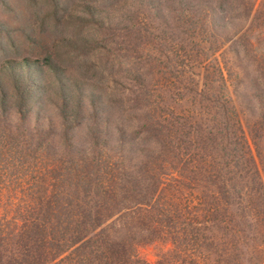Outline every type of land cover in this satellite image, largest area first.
<instances>
[{
    "label": "rangeland",
    "instance_id": "obj_1",
    "mask_svg": "<svg viewBox=\"0 0 264 264\" xmlns=\"http://www.w3.org/2000/svg\"><path fill=\"white\" fill-rule=\"evenodd\" d=\"M210 1L192 0L191 9H184L178 0H0V80L9 71L23 73L18 86L35 92L26 125L56 128L43 87L55 77L77 80L85 95L100 97L109 129L126 127L123 142L114 130L106 136V155L124 163L150 157L159 164L160 201L181 217L184 233L175 242L136 243L141 264H264V0H255L253 22L231 10L214 14ZM99 18L108 19L110 29L98 28L104 26ZM52 57L57 67L46 66ZM5 107L10 113L17 106L6 101ZM11 121L17 122L15 114ZM40 157L47 191L68 189L65 158L51 172V156ZM28 173L0 165L4 251L24 245L23 238L12 237L13 225L26 221L23 199L40 191L41 181L29 187ZM206 194L216 199L210 215L199 211ZM59 199L69 201L67 194ZM194 206L196 211L189 209ZM73 261L58 257L48 264Z\"/></svg>",
    "mask_w": 264,
    "mask_h": 264
},
{
    "label": "trees",
    "instance_id": "obj_2",
    "mask_svg": "<svg viewBox=\"0 0 264 264\" xmlns=\"http://www.w3.org/2000/svg\"><path fill=\"white\" fill-rule=\"evenodd\" d=\"M178 1L179 7L191 9L192 0ZM250 1L212 0L208 2V6L214 14L231 10L234 17L241 16L249 19V22L252 19L253 22L258 12V3L252 11L256 1ZM174 8L169 7V10L173 12ZM89 13L94 14L90 9ZM104 20L99 18L96 21L99 25L104 24L98 28L110 29L106 25L109 20ZM213 26H216L215 23H212ZM253 30L251 26L245 33ZM257 38L258 34L253 35L250 43L254 44ZM56 64L57 61L52 57L46 66L57 67ZM35 68L41 70V67ZM3 69L4 67H0V71ZM260 73L264 81V71ZM18 76L24 75L21 73ZM19 77L9 71L0 80V165L9 173L13 169L29 170L30 177L26 180L30 182L29 187L34 186L36 180H41L38 189L40 191L25 194L23 204L28 216L21 225H13L17 232L12 237H20V240L23 238V247L4 251L0 244V264H48L58 257L62 260L72 257L75 264H141L134 255L136 243L145 245L155 241L178 240L179 231L184 233L185 224L179 215L174 216L160 201L161 189L156 177L159 164L151 163L153 158L150 157L145 162L140 158L137 162L128 159L124 163L122 160H112L106 155L108 152L105 149L109 143L106 136L109 133L117 134L116 139L123 142L121 132L126 127L109 129L111 120L104 112L100 97L91 93L85 95L83 83L77 80L64 82L56 77L50 79L43 89L49 90L58 125L54 129L52 127L45 130L39 127L38 121L35 126L26 125L31 112L27 103L32 98L35 100V92L19 87ZM51 83L54 88H50ZM6 87H10L12 94L6 93ZM36 97L39 99L41 95ZM83 99L88 100L86 109L83 108ZM6 101L17 106L10 113L6 112ZM12 114L16 115L17 122L11 121ZM75 136L80 137L75 139ZM4 146L6 147L3 151ZM117 146L120 149L123 147L120 143ZM40 153L45 158L51 156V172H55L56 161L61 163L65 158V170L70 184L68 189L57 192L52 187L47 191L45 179L42 177L45 168L38 163L44 159L38 158ZM12 160L16 162L13 163ZM222 164L226 165L225 161ZM53 175L52 173L50 180L55 179ZM212 183L214 185L213 181ZM199 184L206 186L203 182ZM66 194L69 201L60 203L59 197H66ZM211 199L207 194L201 196L198 200L199 211L210 212L207 214L210 215L213 211L209 204L216 200ZM189 209L197 210L195 206ZM7 234H13V231ZM2 252L5 253V258Z\"/></svg>",
    "mask_w": 264,
    "mask_h": 264
}]
</instances>
